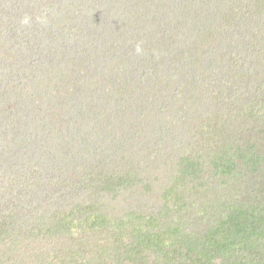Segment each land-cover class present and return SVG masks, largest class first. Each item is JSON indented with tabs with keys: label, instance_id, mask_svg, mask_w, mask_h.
<instances>
[{
	"label": "trees",
	"instance_id": "1",
	"mask_svg": "<svg viewBox=\"0 0 264 264\" xmlns=\"http://www.w3.org/2000/svg\"><path fill=\"white\" fill-rule=\"evenodd\" d=\"M0 28L10 68L14 39L60 28L0 105L5 123L46 108L25 132L63 159L0 175V264H264V0H25ZM14 178L45 205H10Z\"/></svg>",
	"mask_w": 264,
	"mask_h": 264
},
{
	"label": "rangeland",
	"instance_id": "2",
	"mask_svg": "<svg viewBox=\"0 0 264 264\" xmlns=\"http://www.w3.org/2000/svg\"><path fill=\"white\" fill-rule=\"evenodd\" d=\"M24 1L25 0H0V21H2L3 23L5 21V18H7L9 15L11 17L12 15L18 14L23 7ZM56 30L58 31L51 32L50 35L45 36L41 41H33L36 44V47H33L29 43L16 42L14 39L13 45L15 47V52L11 56H17L18 60L12 68H10L7 63L4 64V61L2 60L3 55H5L6 53L3 51L0 54V86L3 88H10V91L6 90V92L11 96V99H6L4 101L5 103L10 101H12V103L17 102V97L21 95L19 92L22 90V88H24L25 85H32L35 80L42 78L41 72L43 70V61L45 60L48 63L51 62L49 56H46L47 53H49V50H52L54 46L60 44L58 42L56 45L49 47L53 42H57L55 38L57 36H60V34H58L60 28ZM70 30L71 29L68 24H65L62 27L63 34L68 33V31ZM0 36H3V28H0ZM3 44L4 42L1 41L0 50L4 49ZM12 48L13 47L10 48V46H8V49L11 50ZM6 77H11L12 79L6 81ZM119 92L121 91H118L117 99L120 105H122L123 97H120L118 95ZM62 99L64 100V95L62 96ZM130 104H132V101H130ZM87 106L90 105L87 103ZM22 108L27 111L29 116L23 114L22 116L18 117V121L16 123H5L2 120V116L5 111H1L3 109V106L0 105V156L3 158L0 164V168H2V170H0V175L3 181L7 178H12L15 175H24V172L28 170L27 167L30 164V161L39 160L40 158H42L41 160L43 165L41 169L43 170L38 172L39 174H45L49 171L61 168V161L63 159L54 156L55 154L53 152H45L42 149L38 148L36 144L33 143L35 139H38V136L36 134H33L36 137L34 139L33 136H29L30 133L27 134V132H25H30L29 124L32 123V121L36 120L35 114L38 117L40 116L42 118L43 116L44 118L45 115L49 114L48 110L46 108L38 110L36 108L23 104ZM56 110L59 111L61 116L65 113V110L62 108L60 101H57L54 105V111ZM65 119H67L66 121L68 122V120L71 118L68 119L65 116ZM10 120H14V118H11ZM69 122L71 125L75 126L73 130L77 129V127L81 130V132L87 129L85 125L80 124L81 120L71 119L69 120ZM31 132L33 133V130ZM180 133L181 130L179 134ZM91 135L92 137L95 136L92 133ZM92 143L98 144L99 137L96 136L95 139L92 138ZM103 148L106 147L103 146ZM169 150L170 152H168V157L173 158L174 156H176V152H174L172 148H170ZM60 174L61 171H59V175ZM16 180L20 181L21 186H23L22 188L24 190L20 191L22 192L21 195L19 197H16L14 203L10 205L17 204V209L24 208L25 210H27L28 208L33 209L34 206H38L39 208L40 205H45V199L43 198L39 190L32 191L27 188L24 185L25 182L21 178H17ZM15 193L16 192H14V194ZM2 201L3 200L0 198V202ZM64 205L65 204L61 203L58 197L55 198L53 202L54 208H56L57 210H61ZM49 206L50 205H48L47 203L45 208L48 209Z\"/></svg>",
	"mask_w": 264,
	"mask_h": 264
},
{
	"label": "clouds",
	"instance_id": "3",
	"mask_svg": "<svg viewBox=\"0 0 264 264\" xmlns=\"http://www.w3.org/2000/svg\"><path fill=\"white\" fill-rule=\"evenodd\" d=\"M62 96H63V95H61V99H62ZM62 100H63V99H62Z\"/></svg>",
	"mask_w": 264,
	"mask_h": 264
}]
</instances>
